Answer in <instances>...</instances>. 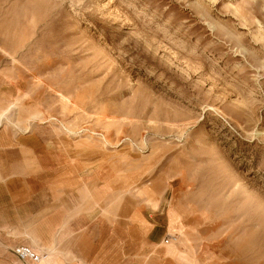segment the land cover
Returning <instances> with one entry per match:
<instances>
[{
    "label": "rangeland",
    "instance_id": "obj_1",
    "mask_svg": "<svg viewBox=\"0 0 264 264\" xmlns=\"http://www.w3.org/2000/svg\"><path fill=\"white\" fill-rule=\"evenodd\" d=\"M6 102L32 221L143 216L196 264H264V0H0Z\"/></svg>",
    "mask_w": 264,
    "mask_h": 264
},
{
    "label": "crops",
    "instance_id": "obj_2",
    "mask_svg": "<svg viewBox=\"0 0 264 264\" xmlns=\"http://www.w3.org/2000/svg\"><path fill=\"white\" fill-rule=\"evenodd\" d=\"M12 107L9 102L0 105V129L9 123ZM10 143L0 136V152L8 149ZM1 188L0 184V264H34L19 261L15 250L21 247L42 256L39 264H196L190 252L181 251L173 243H162L161 234L154 233L155 226L143 216H139L141 223L129 226L102 219L89 223L83 218L70 224L61 213L34 222L30 216L32 212L18 208L14 196L5 194ZM29 197L32 198L24 195L22 201H31ZM4 208L9 211L8 216ZM166 221L169 231L167 215ZM85 227L86 233L78 240L73 236L68 238ZM175 233L183 234L182 231ZM188 243L189 240L182 245Z\"/></svg>",
    "mask_w": 264,
    "mask_h": 264
},
{
    "label": "built area",
    "instance_id": "obj_3",
    "mask_svg": "<svg viewBox=\"0 0 264 264\" xmlns=\"http://www.w3.org/2000/svg\"><path fill=\"white\" fill-rule=\"evenodd\" d=\"M168 242V241H166ZM16 256L21 260V261H27L30 260L33 263H39L42 260V256H39L35 254L31 249L27 247H21L15 250Z\"/></svg>",
    "mask_w": 264,
    "mask_h": 264
},
{
    "label": "bare ground",
    "instance_id": "obj_4",
    "mask_svg": "<svg viewBox=\"0 0 264 264\" xmlns=\"http://www.w3.org/2000/svg\"><path fill=\"white\" fill-rule=\"evenodd\" d=\"M173 241L176 242L175 238H173ZM184 242H186V241H184V240L181 241V243H184ZM17 258H18V257H17ZM18 259H19V258H18ZM19 261H21V260L19 259ZM27 261H30V260H27ZM27 261H21V262H27ZM30 262H32V261H30ZM39 263H40V262H39ZM39 263H37V264H39ZM34 264H36V263H34Z\"/></svg>",
    "mask_w": 264,
    "mask_h": 264
}]
</instances>
